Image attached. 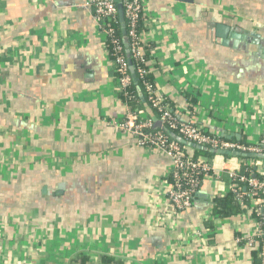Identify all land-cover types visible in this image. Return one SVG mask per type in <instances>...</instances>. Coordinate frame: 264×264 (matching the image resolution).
<instances>
[{"label": "crops", "instance_id": "obj_1", "mask_svg": "<svg viewBox=\"0 0 264 264\" xmlns=\"http://www.w3.org/2000/svg\"><path fill=\"white\" fill-rule=\"evenodd\" d=\"M88 2L0 0V264H98L103 255L121 264H257L254 249L235 242L252 229L251 208L211 212L229 191L223 159L207 157L213 178L179 211L159 195L169 159L110 123L124 106ZM145 7L150 72L173 114L256 143L264 0Z\"/></svg>", "mask_w": 264, "mask_h": 264}, {"label": "built area", "instance_id": "obj_2", "mask_svg": "<svg viewBox=\"0 0 264 264\" xmlns=\"http://www.w3.org/2000/svg\"><path fill=\"white\" fill-rule=\"evenodd\" d=\"M120 3L126 20L125 36L131 63L134 60L137 64L136 69L132 64L133 70L137 74L135 76L141 80L146 103L157 115L153 113L151 116L140 108L132 109L119 97V93L131 96L128 88L132 84V76L123 39L118 36L115 27L119 21L116 1L89 0L87 5L97 25L98 35L115 78V92L124 106L123 116L110 123L121 132L132 135L137 145L157 150L169 159V168L160 179L159 195L162 202L170 203L179 211L192 205L203 180L213 178L216 165L206 156H191L186 147L168 135L162 127H154V118L168 130L176 131L187 142L212 150L213 156L223 159L222 169L228 176L227 188L234 202L241 209L250 207L253 214L252 229L243 237L237 236L235 242L256 249L258 264H264V159L243 155L264 154V131L256 143L250 144L219 134H210L200 125L175 116L166 98L157 92L154 81L146 77L150 68L149 58L145 56L149 47L143 36L149 16L145 0H120ZM108 44L111 50L106 49ZM248 166L260 172V176L244 174L243 169L249 168Z\"/></svg>", "mask_w": 264, "mask_h": 264}, {"label": "trees", "instance_id": "obj_3", "mask_svg": "<svg viewBox=\"0 0 264 264\" xmlns=\"http://www.w3.org/2000/svg\"><path fill=\"white\" fill-rule=\"evenodd\" d=\"M123 23H124V27H126V20H125L124 16H123ZM115 27H116V31H117L118 36L122 37V39H123V35H122V32H121L122 26H121V21L120 20L115 25ZM106 49L111 50V46L108 44L106 46ZM145 56H147L146 53H145ZM132 64L134 65V68L136 69L137 64H136V62L134 60H132ZM146 77H147V79L153 81L151 72H149ZM137 86H139V88L141 89V96L138 93ZM128 91L130 92L131 96H126V95H124L122 93H119L118 94L119 97L121 99H123L124 102H127L128 105L130 106V108H132V109H134V108L144 109L142 99L145 100L146 95H145L144 89L142 87V83H141L140 78L139 79L137 78V83L136 84H134L133 79H132V84L128 88ZM145 102H146V100H145ZM153 113L155 115H157L155 111H153ZM172 132H174L176 135L180 136V134H178L176 131L173 130ZM179 144L184 145L186 147V149H187V144H183V143H180V142H179ZM200 155L206 156V157H210V156L213 155V153L207 148H201V149L192 148L191 156L197 157V156H200ZM248 158H250V157H248ZM243 173L244 174L251 173V174H254L256 176H260V172L256 171V169L253 168V167H249L247 169H243ZM239 211H241V209L234 202L232 194H231L230 191L226 192L221 197H215L214 198L213 206L211 208L212 214L223 216V217H227V216L229 217V216H233V215L239 213ZM253 253H254V257L257 260V264H258L257 250L254 249ZM78 260L81 261V262H84V261H86V257L80 255ZM74 261H75V263H73V264H77L78 263L77 258H75ZM98 264H121V263H120V261L118 259H115V258H113L111 256L103 255V256H101Z\"/></svg>", "mask_w": 264, "mask_h": 264}, {"label": "water", "instance_id": "obj_4", "mask_svg": "<svg viewBox=\"0 0 264 264\" xmlns=\"http://www.w3.org/2000/svg\"><path fill=\"white\" fill-rule=\"evenodd\" d=\"M115 1H116L117 9H118L119 20L121 21V26H122L121 32H122V35H123V42H124V45H125L126 56L128 58V63H129V67H130V73H131V76H132L134 84H136L137 83V77L135 76V73H134V70H133V66H132V63H131L130 55H129L128 42H127V38L125 36L126 30H125L124 23H123V9H122L120 0H115ZM249 35L253 36V37L257 36V34L255 32H250ZM139 95L141 96V93H139ZM142 101H143V107H144L145 112L147 114L153 116V112H152L151 108L149 107V105L145 102L144 99H142ZM154 122H155L154 123V127H162L168 133V135H170L172 138H174L175 140L179 141L180 143L187 144L191 148H197V149L203 148V147H201V146H199L197 144L187 142L182 137H180V136L176 135L174 132L168 130L166 127L161 125V122L158 119L154 118ZM210 151L213 152L212 150H210ZM225 153L226 154H235V153H231V152H225ZM243 155L249 156V157H258V158L264 159V154L249 153V154H243Z\"/></svg>", "mask_w": 264, "mask_h": 264}]
</instances>
